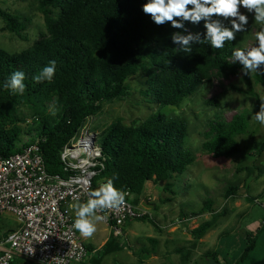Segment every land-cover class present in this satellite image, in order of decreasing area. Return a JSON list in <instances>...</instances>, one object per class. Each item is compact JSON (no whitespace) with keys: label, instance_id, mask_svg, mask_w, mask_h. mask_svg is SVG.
Listing matches in <instances>:
<instances>
[{"label":"trees","instance_id":"trees-1","mask_svg":"<svg viewBox=\"0 0 264 264\" xmlns=\"http://www.w3.org/2000/svg\"><path fill=\"white\" fill-rule=\"evenodd\" d=\"M36 1L44 17L46 33L21 53L10 54L0 49V155L9 157L20 153L39 140L40 154L51 176L64 175L60 160L62 149L91 117L102 111L105 102L127 96V81L139 72L145 74L149 93L160 107H180L204 83L211 81L214 72L224 76L242 71L239 62L233 63L236 39L226 41L221 49L194 42L192 51L185 53L180 45L172 42V34L199 33L203 39L205 22H184L183 29L173 28L170 23L157 26L142 11L147 0ZM0 19L5 24L4 30L26 40L23 33L28 20L1 7ZM53 60L56 73L52 82L36 83L33 77ZM18 70L25 74L23 95L4 87L11 74ZM254 80L264 86V76L255 75ZM249 94L260 103L252 88ZM207 104L218 106L216 100ZM248 126L246 112L234 115L230 121L222 117L208 121L202 150L215 158L240 154L242 150L236 138L245 134ZM189 127L186 118L166 116L160 111L137 125L126 126L117 120L98 138L106 169L94 180L92 191L113 179L117 189L130 192L135 206H140L149 182L160 184L165 192L175 195L170 181L182 176L196 161L194 151L186 145ZM24 137L30 140L22 145ZM263 151L264 146L258 153ZM246 169L250 174L254 170L264 173L258 167ZM237 191L238 188L230 186L226 196L236 195ZM212 205L207 200L203 209L192 215L211 214L209 221L191 232L192 248L225 217L224 211L217 212ZM149 222L156 225L152 220ZM255 238L253 233L247 236L250 246L240 257L241 261L255 245ZM112 243L106 244V250ZM206 256L219 258L216 252H208Z\"/></svg>","mask_w":264,"mask_h":264},{"label":"rangeland","instance_id":"rangeland-1","mask_svg":"<svg viewBox=\"0 0 264 264\" xmlns=\"http://www.w3.org/2000/svg\"><path fill=\"white\" fill-rule=\"evenodd\" d=\"M0 7L24 21L28 20L27 30L23 33L26 40H23L4 30L5 24L0 19V49L10 54L21 53L31 47L41 34L46 33L44 17L38 10L36 0H0ZM240 12L248 16V24L247 31L236 33V50L246 51L257 45L255 33L264 25L257 24L254 13H249L242 6ZM226 24L230 27L228 21ZM255 75L261 74L253 72L245 75L243 71H239L236 75L223 76L214 72L211 81L204 83L196 94L185 99L180 107H160L149 93L145 74L139 72L128 79L127 96L105 102L102 111L85 124V129L99 138L100 134L117 120H121L126 126L137 125L157 111L166 116L178 115L189 121L186 145L194 151L196 161L182 176H175L170 181L176 194L175 198L179 202V207L174 210L179 212L180 208V211L190 215L184 217L180 214V218H190L186 225L190 223L191 229L207 221L203 215L192 216L203 209L205 201L210 200L213 203L212 208L217 212H225V217L210 232L207 241L199 245L201 252H216L220 258H201V264L208 261H211L208 264H264V228L258 230L264 219V173L254 170V173L250 174L246 169L258 167L264 171V151L258 153L264 146V126L253 119V115L259 111L261 100L258 104L249 94L252 88L259 99L264 98V86L254 80ZM211 100H216L218 106L206 105V102ZM242 112L248 113L249 126L245 134L236 138L242 150L240 154L229 158H215L202 150L208 121L217 117L230 121L234 115ZM28 124H32L30 117ZM29 140V137H24L22 145ZM230 186L238 188V191L236 195L227 197L226 191ZM158 193L163 196L160 187L155 192ZM171 207L174 208L173 205ZM3 223L7 224L9 229L17 228V224L11 219H4ZM103 223L98 224L102 229ZM244 229L248 234L252 233L250 229L254 230V236L259 233V237L245 256V260L241 261L240 257L250 246ZM188 231L191 232L190 229Z\"/></svg>","mask_w":264,"mask_h":264},{"label":"built area","instance_id":"built-area-1","mask_svg":"<svg viewBox=\"0 0 264 264\" xmlns=\"http://www.w3.org/2000/svg\"><path fill=\"white\" fill-rule=\"evenodd\" d=\"M78 135L60 153L63 176L48 174L39 140L20 153L0 155V228L8 216L17 224L16 229L0 230V264H81L89 259L90 251L73 228L72 205L77 198L86 202L94 180L106 169V158L98 137L85 126ZM127 192L120 210L98 213L107 217L115 238L124 237L128 222L150 216Z\"/></svg>","mask_w":264,"mask_h":264},{"label":"clouds","instance_id":"clouds-1","mask_svg":"<svg viewBox=\"0 0 264 264\" xmlns=\"http://www.w3.org/2000/svg\"><path fill=\"white\" fill-rule=\"evenodd\" d=\"M241 6L249 13H254L257 24L264 25V0H147L142 5V11L157 26L170 23L176 29H183L184 22L198 24L203 20L206 29L203 39L199 33L183 35L176 32L171 36L174 44L180 45L185 53H190L194 42L207 43L212 48L221 49L226 41L235 40L236 33L247 31L248 16L240 12ZM225 21L230 23V27ZM255 39L256 46L246 51L237 49L232 54L233 63L239 62L245 75L253 72L264 75V27L255 33ZM55 73L56 62L53 60L33 80L36 83H51ZM24 80V72L18 70L11 74L4 87L14 94L23 95L26 89ZM260 100L259 111L253 115V119L264 126V98ZM128 195L126 190L114 186L113 179L101 183L96 190L88 193L86 202H79L77 198V202L72 205L75 215L73 228L84 238L92 237L97 231V223L107 219L98 213L120 210L125 206Z\"/></svg>","mask_w":264,"mask_h":264},{"label":"crops","instance_id":"crops-1","mask_svg":"<svg viewBox=\"0 0 264 264\" xmlns=\"http://www.w3.org/2000/svg\"><path fill=\"white\" fill-rule=\"evenodd\" d=\"M158 187L163 190L162 185L155 182L146 184L140 205L148 209L149 219L128 222L124 227V237L122 239L115 237L111 239L113 237L112 230L105 221H101L104 222L103 229L98 226L99 222L97 223V231L92 237L84 238L81 236L90 251L89 259L81 264H201V258H211L204 255L210 251L201 252L199 249V245L207 241L211 231L198 242L195 248H192L191 244L194 238L191 232L194 229L190 228V223L186 225L190 218H180V214L184 217L189 214L180 211V208L179 212H175L174 209L179 207V202L175 198L176 194L173 195L164 190L163 196L160 193L155 194ZM147 198L151 199L148 203L145 201ZM168 198L171 201L165 202ZM203 216L206 217L207 221L211 219L210 213ZM5 219L14 221L9 216ZM150 220L154 221L156 225L150 223ZM3 229H9L7 224H3ZM189 229L191 232L188 231ZM258 230H261L259 226ZM249 231L255 232L251 229ZM244 232H246L245 229ZM247 235L249 234L247 233ZM253 235L255 234L253 233ZM258 237L259 233L256 235L255 240ZM109 242H113L112 246L109 250H106L105 246ZM186 249H190L192 252L187 254ZM210 262L208 261L206 264Z\"/></svg>","mask_w":264,"mask_h":264}]
</instances>
